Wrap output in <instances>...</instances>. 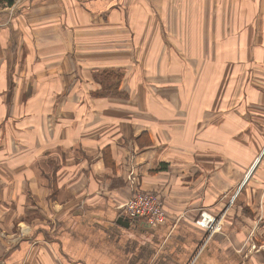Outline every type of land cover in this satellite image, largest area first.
Returning a JSON list of instances; mask_svg holds the SVG:
<instances>
[{"label":"crops","instance_id":"0c3cea01","mask_svg":"<svg viewBox=\"0 0 264 264\" xmlns=\"http://www.w3.org/2000/svg\"><path fill=\"white\" fill-rule=\"evenodd\" d=\"M16 4L0 6V264H264L263 192L249 207L248 225L228 223L209 233L189 219L196 209L189 205L187 210L182 199L188 195L179 188L185 182H204L207 193L209 175L203 178L197 167L192 170L189 159L175 162L154 153L157 126L152 123L124 132L122 123L129 118L118 113L99 126L95 110L88 117L89 112L80 110L85 99L57 89L67 81L100 86L95 69H129L128 63L112 58L102 62L105 58L95 56L96 50H138L142 61L145 53L140 50H216L217 71L228 68L222 74L225 82L217 84L224 87L218 101L248 102L255 112L250 117H264V0H20L18 9ZM70 50L91 54L92 60L80 56L83 63H67ZM51 53L63 56L50 60L46 56ZM210 64L207 60L191 69L187 79L203 96ZM74 67L78 75L71 79ZM123 81L137 83L128 75ZM29 86L37 94H28ZM143 94L138 95L143 110L155 114L146 105L153 98L174 115L172 96ZM126 98L130 96L121 100ZM93 101H86L91 108ZM203 103L197 118L207 127L210 115L205 116L209 111ZM126 134L133 138L122 143L114 136ZM107 146L116 169L103 165ZM93 151L97 166L93 159L88 165L87 153ZM263 153L264 148L256 161ZM161 162L174 166L163 172ZM133 164L140 188L165 193L168 216L163 223L151 225L142 218H131L129 226L118 222L124 215L120 205L131 195L127 176ZM55 176L57 198H70L69 204L57 202L47 209L34 204L52 198ZM202 189L192 190L201 194ZM81 196L84 203L74 206ZM190 198L198 199L195 194ZM35 214L50 218L49 223L32 222ZM20 224L24 235L19 234Z\"/></svg>","mask_w":264,"mask_h":264},{"label":"rangeland","instance_id":"374dc122","mask_svg":"<svg viewBox=\"0 0 264 264\" xmlns=\"http://www.w3.org/2000/svg\"><path fill=\"white\" fill-rule=\"evenodd\" d=\"M16 5L18 9L21 5L20 0H17ZM10 8L12 10L14 9L13 6ZM70 51H67L66 54L67 63L72 62L75 65V62L83 63L80 56L85 60H92V55L82 52V50L80 51V55L76 53L78 50ZM83 51L89 52L91 50ZM96 51L98 54L95 56H102L105 58L101 59L104 63H109L111 58L113 62L118 64L122 62L128 63L129 69L125 70V76L127 77L128 75L130 79L136 80L137 83L131 82V84L128 85V82L122 81L121 86L124 90H127V95L125 97L130 96V98L121 100L124 94L120 92V87L119 90H117V87L114 85L104 88L102 85L100 87L99 84L89 86L81 83V86H78L70 81H67V84L63 85V87L57 88L58 91L64 89L60 94H66L67 97L77 95L82 101L84 99L87 101L90 97L96 99L97 101L91 102L92 108L89 102L84 100L82 106H80V110L82 109V113L89 112L87 117L92 114L90 113L92 110H95V112L98 113L97 121H99V126L106 125L105 119H109L107 116H115L118 115V113L124 114L125 117L129 118L128 121L122 123L124 132L136 131L141 129L143 124L152 123L154 126H157V133L156 136H154L155 143L153 144L155 147L154 153L157 151L161 158H165V160H176L175 162L189 159L192 162V170H196L197 167V170L202 171L203 178H205L206 174L209 175L210 182L207 184L209 186L207 193L204 182H185L183 188L179 187L180 189H185L186 191L184 194L188 195V197L182 199L183 204L186 203L185 206H187V210H189V205L194 206L196 209L195 214L191 215L192 217L187 213V216L191 217L189 219L193 223L206 229L209 233L221 231L222 225L228 223L248 225L250 217L249 207L255 202V196L257 194L260 196L262 192L264 193V153L261 155L260 160L257 159V161L259 160L258 164L255 165L251 175L247 178L251 167L254 163H257V156L264 148V117H260V115H258L259 117L257 119L250 117L249 115L255 112L251 111V104L248 102L241 104L230 102L224 104L222 101H218V96L223 92L224 87H218L217 84L225 82L226 75L222 74L228 68H222L219 72L217 71L219 67L217 68L215 60L216 50H208V54H206L207 50L203 53H200L199 50H140V52L145 53L144 61L137 57L136 52L138 50ZM218 51L222 52L221 50H217V52ZM105 52H107V54H105ZM61 56L63 55L51 53L46 57L51 60L55 57L59 59ZM126 58H128V60H125ZM207 60L210 61L211 64L210 70H208L209 81L205 87L207 95L203 96L199 91V87L189 83L187 79L192 75L191 69H197L200 64H204ZM205 72L204 70V74ZM77 75V67H74L71 73V79ZM89 79H92V77H89ZM94 79L97 80V77L95 76ZM175 82H177V89L174 87ZM26 92L28 94H37L38 91L37 88H34L33 92L32 90L30 92L29 86ZM142 92H144L143 95L157 97L172 96L173 104L177 106V109H172L174 115H170L167 108L160 106L153 98H149L150 102L146 104L148 110H153L158 116V119H153L157 116L154 113L143 110L140 103H138V95H141ZM95 94L99 96H94ZM101 95H105L104 98H101ZM185 95L189 96L188 99L186 98L188 103L185 102ZM106 97L109 98L106 99ZM127 100L134 102L128 103ZM179 100H181V102ZM203 100V106L209 111V113H205V116L208 117L210 115L207 127L204 126V122L197 118L198 106L201 105ZM135 105H137L136 111L129 110L130 108L133 109ZM115 109L117 111H115ZM142 112H145L144 116H142ZM257 113L261 114L262 111L258 109ZM93 114L92 116H94ZM133 118H139L140 120L137 121ZM201 130L203 133H201ZM114 136H117L120 143L129 141L133 138L132 134ZM114 136L107 135L109 140ZM137 138L139 137L137 136ZM96 152L97 151H93L91 154L87 153V155L91 156L88 165H90L93 159L94 166H97V161H99V159L96 157ZM131 152H135L132 147ZM136 156L137 154L134 153L132 157L135 158ZM132 163H134L133 160ZM164 164L162 162L160 163V170L163 172L169 170V164L174 166V164L171 163L167 164L164 162ZM195 164L196 166H194ZM103 165L107 166L105 160ZM85 168L83 167V173H86ZM97 168H101V165ZM130 168L131 170L128 173L127 181L132 191L127 200L120 205V209L124 213L122 216L129 217L130 219L135 218L124 212L125 210H129V208H127V203L130 202L138 192L147 191L158 199L152 196L148 197L153 204L152 212H159L161 214L160 217L164 219L161 222L163 223L168 216L165 204V193L158 189L140 188L134 164L133 166L130 165ZM108 169L110 170V168ZM173 176V174L167 175L169 178H173ZM219 177V182H217V178ZM113 179L114 178L111 177V184L113 183ZM223 180L224 183H222ZM188 181L190 180L188 179ZM169 182L170 181L167 183ZM50 184V194L52 198L34 199V204L40 205L41 208L46 209L47 207H52V205L57 202L60 203V205L67 206L69 204L68 202L71 201L67 194H62V197L69 199L57 198L59 195V188L57 186L58 181L56 176L50 181ZM71 184L72 183H70L69 186ZM190 185L192 186L189 189ZM194 187H203L202 193L200 194L193 191L192 189ZM88 191L87 189L85 193ZM193 194H195L198 199L191 201L193 198H190V196ZM197 194H200L199 197ZM84 201L85 198L81 196V199L73 204L74 206L82 205ZM146 201L148 200L146 199ZM260 205L262 207L264 206V204ZM190 212L192 213V211ZM38 219L48 224L50 218L44 219L41 214H35L32 222ZM23 225L24 224L19 225V234H23ZM44 230H46L48 234L49 227Z\"/></svg>","mask_w":264,"mask_h":264},{"label":"trees","instance_id":"16d2710c","mask_svg":"<svg viewBox=\"0 0 264 264\" xmlns=\"http://www.w3.org/2000/svg\"><path fill=\"white\" fill-rule=\"evenodd\" d=\"M15 1L16 0H0V6L12 5ZM95 76L97 77L98 82L101 83L102 87L105 88V87L114 85L115 87H117V90H119V87H120V92L124 94L123 96L127 95V90H124L123 87L121 86L122 81L125 77L124 68L105 67V68L95 69ZM96 94L94 96H99ZM104 96L105 95H101L100 97H104ZM102 152H103V157H104V160L107 166L112 167L114 169L116 165H115V161L113 160V155H112L110 147L107 146L103 148Z\"/></svg>","mask_w":264,"mask_h":264},{"label":"built area","instance_id":"2783aa9c","mask_svg":"<svg viewBox=\"0 0 264 264\" xmlns=\"http://www.w3.org/2000/svg\"><path fill=\"white\" fill-rule=\"evenodd\" d=\"M149 196H152L155 199H157L156 196H154L150 192L147 191L138 192V194L133 199H131L130 202L127 201L128 202L127 208H129V210H125L124 212L128 213V215L133 216L135 218H142L151 225L159 224L164 219L163 217H160L161 214L159 212L156 213L155 211L152 212L153 204L151 200L148 198ZM146 199L148 201H146Z\"/></svg>","mask_w":264,"mask_h":264},{"label":"water","instance_id":"95a60500","mask_svg":"<svg viewBox=\"0 0 264 264\" xmlns=\"http://www.w3.org/2000/svg\"><path fill=\"white\" fill-rule=\"evenodd\" d=\"M118 222L126 226H129L131 224V219L129 217L120 216L118 217Z\"/></svg>","mask_w":264,"mask_h":264},{"label":"bare ground","instance_id":"6f19581e","mask_svg":"<svg viewBox=\"0 0 264 264\" xmlns=\"http://www.w3.org/2000/svg\"><path fill=\"white\" fill-rule=\"evenodd\" d=\"M210 220H211V219H210ZM208 221H209V220H208ZM211 221H212V220H211ZM211 221H210V222H211Z\"/></svg>","mask_w":264,"mask_h":264}]
</instances>
